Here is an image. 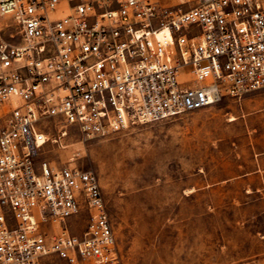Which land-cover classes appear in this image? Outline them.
Returning a JSON list of instances; mask_svg holds the SVG:
<instances>
[{"label": "built area", "instance_id": "obj_1", "mask_svg": "<svg viewBox=\"0 0 264 264\" xmlns=\"http://www.w3.org/2000/svg\"><path fill=\"white\" fill-rule=\"evenodd\" d=\"M263 87L264 0H0V264L122 262L98 173L44 155L69 125L106 136Z\"/></svg>", "mask_w": 264, "mask_h": 264}, {"label": "rangeland", "instance_id": "obj_2", "mask_svg": "<svg viewBox=\"0 0 264 264\" xmlns=\"http://www.w3.org/2000/svg\"><path fill=\"white\" fill-rule=\"evenodd\" d=\"M67 129L44 155L98 173L121 264H264V87L106 136Z\"/></svg>", "mask_w": 264, "mask_h": 264}]
</instances>
